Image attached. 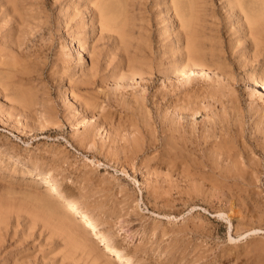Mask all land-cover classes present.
Listing matches in <instances>:
<instances>
[{"label":"rangeland","instance_id":"1","mask_svg":"<svg viewBox=\"0 0 264 264\" xmlns=\"http://www.w3.org/2000/svg\"><path fill=\"white\" fill-rule=\"evenodd\" d=\"M87 1L0 0V32L20 33L13 47L27 54L24 86L41 103L31 107L30 116L9 114L0 93V153L18 159L0 156V264H89L79 252L69 254L61 237L41 221L31 225L29 201L43 189L32 179L36 171L58 180L65 196L82 198L116 245L132 251L139 264H264V94L243 75L258 74L263 62L264 0H233L235 7L232 0H192L200 17L196 27L205 36H200L204 63L212 72L203 75L194 68L187 79L154 73L170 62L164 46L181 51L173 0H111L125 6L127 47L115 32L100 29ZM118 8L115 12L123 10ZM245 16L261 28L259 50L245 34ZM78 41L84 43L80 53ZM129 55L151 66L152 73L145 66L140 77L117 78ZM81 71L94 72L91 84L67 81ZM83 97L94 99L93 106L79 103ZM189 98L200 109L193 118L171 113V105ZM43 105L53 114L42 112ZM100 113L107 118L93 126ZM177 128L188 153L171 167L172 158L163 152L172 149L162 141ZM223 138L230 140L229 152H237L236 162L219 154ZM235 163L252 178L241 194L218 173ZM224 191L237 195L233 200ZM256 225L258 231L250 233Z\"/></svg>","mask_w":264,"mask_h":264},{"label":"bare ground","instance_id":"2","mask_svg":"<svg viewBox=\"0 0 264 264\" xmlns=\"http://www.w3.org/2000/svg\"><path fill=\"white\" fill-rule=\"evenodd\" d=\"M110 2H111V0H89V1H87V4H89L92 8V11L90 12V16L93 17L95 15V17H97V20L99 21L98 23L100 24V29L101 30L105 29L106 31H109V32H112V31L115 32V34L117 35V37L119 39L118 42L122 46L127 47V44H128L127 39H129L128 38L129 32L127 31L128 29L126 28V26L128 25V22H127L128 18L125 16V13H126L125 12L126 9L124 10L125 6L122 7L116 1L121 6V8H123V10L121 8H118L119 5H117V3L115 2L117 5L116 8L114 7L115 10L117 8H118V11H119V9H121L119 13L116 11L118 13L117 14L115 12V10H114L115 13L112 10V6H116V5H113V3H110ZM173 2H174L173 3L174 5H173V7L171 6L172 7L171 12H173V16H174L175 21H176V28H178V31H176V33H175V41H176L178 51H180V50L181 51L180 52H177V50L176 51H170L169 46H167V47L164 46L162 49V51H163L162 54L169 52L170 62L166 66L160 64L159 68H157L156 70L154 69V73L158 72V73L164 74V72H167V73L172 72L174 74V76L177 78H183V75H185L184 77H185V79H187V78H190V75L188 73H190L191 71H193L194 68H196L203 75H210V73L212 71L209 70V67H207V65H205V63H204V60H206V58H207L205 56V50L206 49H204V46H203V44H201V41H200V36H201V38H203L205 36L202 37L201 33L199 34L200 31H198L199 30L198 27H196V25L200 21V19H199L200 17H199V15L196 14L195 6L193 4L194 1H192V0H188L187 2L185 1L186 5H185V2H183L182 0H173ZM262 2H263V0L261 1V3ZM123 3H124V1H123ZM123 3H122V5H125V3L124 4ZM234 3L232 0L231 6L235 7ZM240 5H241V3H240ZM1 6H2V3H0V10H2ZM13 7H12V9L9 7L11 9V11H13ZM261 7H260L261 10L258 9V11L260 10V13H261V11L264 10V5L262 8ZM193 11H195V12H193ZM258 13L259 12H257V14ZM263 13H264V11H263ZM4 14L5 15H3V16H7V15L9 16V13H7V12H5ZM245 19L247 20L249 27L251 26V28H249L247 26V28H246L247 31L245 34H246V36L249 37V39L254 40V43L257 44L256 47L258 49L259 48L258 42L260 41L259 35H260V31H261L260 29L261 28L254 27L253 23L257 20L254 21L251 18V16H247V17L245 16ZM18 29L20 30V28H18ZM8 31H10V29ZM11 32L10 33H7L6 31L0 32V93L7 100V112L9 114L10 113H16V114H23L24 116H27V114L31 110V107H33V105L36 102H38L40 105H41V103L38 100L37 101L33 100L32 92L28 88H25V86H24L25 85L24 82H26V74H25L26 69L25 68H27V66H26L27 64L25 65V68H24L25 63L23 62L24 61L23 59H25V57H27V54H24L23 52L19 51L17 48L13 47L14 44L17 45L16 42L19 41V38H16V37H17V35L19 36L20 33H16V32H18V30L15 31L14 29ZM166 37L168 38V36H166ZM17 39H18V41H17ZM181 40H182L184 45H181ZM118 42H117V44H118ZM83 44H84L83 41L77 42V52L78 53H80V51L84 48ZM80 46H81V48H80ZM206 47L207 46H205V48ZM256 47H255V49H256ZM135 52H136V49H135ZM209 58H210V55H209ZM81 59H82L81 55L78 56V61ZM120 59L122 60V58H120ZM125 62L127 63V64L124 63L126 66L121 67L118 74L116 73L118 75L117 78L124 79L126 77V79L127 78L133 79L135 77L136 78L140 77L141 74H143V72H144V70L142 68H144L145 66L148 68L149 72H151V70H152V67L148 66V64L144 65L140 61H138L139 62L138 63L137 58L134 56H131V57H130V55L127 56ZM141 64H143V67H141L142 66ZM92 66L93 65L91 64V67ZM214 66H215V64H214ZM215 69H217V68H215ZM146 70H145V72H146ZM261 70L263 71L262 74H261ZM95 71L97 72V69ZM259 71L260 72H258V74H255V75H253V73L243 71V75H244V81L249 82L251 84H254L253 87L258 89V91L260 92L259 93V95H260L261 93L264 94V76H263V73H264V57H263V62L261 63V67H260ZM80 74L75 79L71 76H68L67 81L68 82L76 81V82H73L72 84H74V83L91 84L93 82L92 78L94 76V72L90 73V71L89 72L81 71ZM60 77L62 78L63 75H60ZM101 80H102V77H101L100 81ZM179 99L181 100V98H179ZM183 99H182V101H180V104H178V105L175 104V105L170 106L171 107V113L175 114L174 112H177L178 114H181L184 118L185 117H188V119L190 117L193 118V116H195V114H197L200 111L199 107H197V105H193V102L195 100L190 99V98L187 100H183ZM88 100H89L88 98L83 97L80 100H78V102L81 104H84L85 106L88 107V105H90V104L92 105V102L94 103V99H92V102H90V100L89 101ZM131 101H133V100H131ZM99 102H101V101H99ZM138 106H136V107H138ZM132 107H133V105H132ZM136 109H138V108H136ZM42 112H45L47 115H51V114H53L52 113L53 108L51 106H44L43 105ZM28 116H30V114H28ZM106 118L107 117H106L105 113H100L99 120L97 122L92 123V125L93 126L99 125L100 122L103 123ZM257 121H258V119H257ZM163 123H164V120H163ZM176 126H178V125H176ZM180 128L184 129L183 127H180ZM185 129H186V127H185ZM205 129H206V127H205ZM165 130H167V129H165ZM236 130H238V129H236ZM134 131H135V129H134ZM148 131H150V130H148ZM176 131H177V134H174L175 132L170 134V135L168 134L167 136L163 137V141H162L163 142L162 146H164V147L166 146L165 149L169 148V147L172 149L171 152H169V151L163 152V154H166V155L169 154V156L172 158V161L170 164L171 167H172V165H175L174 163H176V164L181 163V160L183 162L184 157L186 158V155H187L186 153H188L186 149L184 150L185 144L183 142L184 139L181 135L180 130L177 128ZM161 132H162V130H161ZM140 138L141 137H139V139ZM172 138H174V139H172ZM133 140H134V138H133ZM141 140H140V142H141ZM134 141H136V140H134ZM147 141H149V140H147ZM150 141H151V139H150ZM152 141H153V138H152ZM222 141H224V142H222ZM222 141H221L222 145L218 144L220 146V149L218 151L219 154L225 155L231 161H235V157L238 154L235 151L229 152L232 149V148L230 149V147L232 146V145L230 146V144H231L230 140L223 138ZM219 142H220V140H219ZM218 145H216V146H218ZM211 146H212V143H211ZM211 146L209 145L210 148L213 147V146L212 147ZM207 148H208V146H207ZM162 149H164V148H162ZM166 150H168V149H166ZM212 152H213V148H212ZM3 154L4 153H0V156H5V158L10 159V160L12 159V161L18 160L17 157H12V154H7V155H3ZM166 155H165V157H166ZM188 157H190V156H188ZM218 157H219V155H218ZM239 159H240V157H239ZM25 162H23V164L29 167V165ZM239 163H241V162H239ZM235 164L236 165L234 166V168L223 169V170L219 171L218 173L223 174L224 178L229 179V182L231 184L232 183L235 184L237 189L232 186L233 189L239 190L240 193H237V194H241V191H243V189H248V184L252 182V180H251L252 178H251V174H249V172H250L249 170H247L245 168L242 169L237 163H235ZM145 165L147 166V164H145ZM30 167H31V165H30ZM190 168L191 169H190L189 174L191 176L192 174L195 173V170H193L195 168L194 167L193 168L190 167ZM32 169H34V168H32ZM181 171L186 172L187 170L184 169ZM31 172H33V171H31ZM251 172H252V170H251ZM31 175L33 177L32 179L34 181H37V183L43 187L42 190H38V191L35 190L36 193H33L34 194V195H32L33 198L31 197V200L29 201V206L27 208L28 209L27 211H28L29 216L31 218L30 219L31 225L32 224L35 225L37 223V221H41L43 227H45V226L49 227L51 234L59 235L61 237L64 244L67 245L69 248V254H74L76 252H79V254H80L79 257L81 258V256H82V258L89 261V264H117V261H119V260H122L121 264H139L137 258L134 256L132 251L125 248V246L123 247V246H117L116 245L115 240H113V238L110 237L107 232H105L104 225H102L103 222H101L97 218V216L93 213L94 210L92 211V209L86 205V202L82 198L79 199V198H72V197L65 196V194H64L65 192L63 193L62 186H61L60 182L56 179L48 177L47 176L48 174L44 175V174L39 173V171L38 172L36 171L34 173H31ZM204 175H207V174H204ZM196 178H197V176H196ZM213 180H214V178H213ZM219 181H220V179H219ZM220 182H222V181H220ZM211 185H213V184H211ZM218 186H216V187H218ZM154 191L156 193V190H154ZM231 191H233V190H231ZM157 192H159V191H157ZM155 193H154V196H155ZM224 193H226V192L224 191ZM230 193H233L232 195L231 194L230 195L232 196L231 198H233V200H234V198H235L234 194H236V193L235 192H230ZM242 193H244V192H242ZM226 194H227V196L229 195L228 192ZM28 196H31V195H28ZM156 196H157V194H156ZM245 196L248 197V195H245ZM229 200H230V198H229ZM238 200L243 201V197L238 199ZM244 200H245V198H244ZM248 202H249V200H248ZM232 203H234V202H232ZM240 203L242 204V202H240ZM251 203L249 202V204H251ZM166 215H168V214H166ZM75 216H79L80 219H78L79 217L76 218ZM237 218H240V217L237 216ZM247 219H248V217H247ZM1 220L4 221V219H0V222H1ZM259 228H260L259 225L250 227L249 228V229H251L250 233H254L255 231H258ZM94 229H96L97 232H94L93 235L89 237V234H91V233H89V231L91 230V232H93ZM97 240L100 243L97 242L98 243L97 244L96 243ZM254 245L255 244H253L252 246H254ZM257 249H259V248H257ZM262 249H264V248H262ZM261 255H263V254H261ZM12 264H23V263L12 262Z\"/></svg>","mask_w":264,"mask_h":264}]
</instances>
